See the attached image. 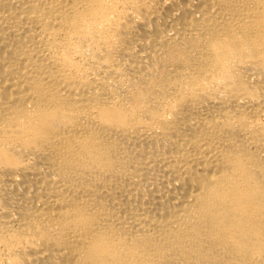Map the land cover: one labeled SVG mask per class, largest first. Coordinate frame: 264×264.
Returning <instances> with one entry per match:
<instances>
[{"label": "bare ground", "instance_id": "1", "mask_svg": "<svg viewBox=\"0 0 264 264\" xmlns=\"http://www.w3.org/2000/svg\"><path fill=\"white\" fill-rule=\"evenodd\" d=\"M0 264H264V0H0Z\"/></svg>", "mask_w": 264, "mask_h": 264}]
</instances>
